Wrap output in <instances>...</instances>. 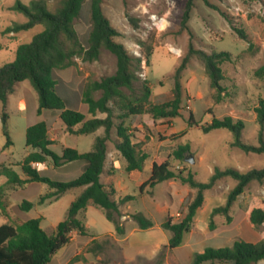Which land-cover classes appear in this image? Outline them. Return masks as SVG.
<instances>
[{"label": "trees", "instance_id": "trees-1", "mask_svg": "<svg viewBox=\"0 0 264 264\" xmlns=\"http://www.w3.org/2000/svg\"><path fill=\"white\" fill-rule=\"evenodd\" d=\"M201 1L208 7L218 9L208 0ZM103 2L104 0H59L60 6L54 12L48 9L44 0H34L29 5L16 1L12 7L27 20L7 28L5 33H18L36 25H43L44 30L35 35L29 43L19 45L14 61L0 67V104L3 108L0 120L6 140L5 148L12 146L5 108L9 96L14 93L17 84L23 81H28L37 94L39 115L45 111L59 112L65 131L70 135L93 134L98 129H102L103 133L94 138L91 150L86 153L65 147L61 155H57L50 149L52 142L48 138L51 127L49 123L39 122L26 129L25 144L31 151L23 162L18 164L26 178L21 179L11 166L0 165V176L6 179L5 185L0 187V212L10 218L11 202L8 190L22 188L29 182L43 183L50 189L40 196L39 205L56 201L70 189L83 190L71 202L65 218L53 231L48 232L40 227L41 218L0 225V264H48L53 255L69 241L71 232L76 231L79 236L86 235L85 227L82 221L77 219V214L88 205L103 210L106 220L114 225L116 234L122 236L125 231L119 205L133 200L134 196H126L116 202L112 192L106 190L100 182L109 143L113 144L125 160L126 172L143 170L147 154L138 144L132 143L129 127L137 116L143 114H150L155 120H171L180 116L181 73L193 57L202 62L210 87L216 92L215 101H222L226 95V89L221 85L224 80L221 65L231 61V54L226 51L206 52L190 43L172 74L171 97L163 102H151V89L147 80L141 81L137 76L141 69V59L130 54L122 43L114 40L119 36V32L105 16ZM194 6L195 0L186 1L180 31L188 30V21ZM128 20L133 28H138V19L128 16ZM83 25L88 27V32L81 40L77 28ZM232 27L241 39L247 38L242 30L233 25ZM102 49L109 51L116 59V71L113 75L82 84L80 92L76 90V81L65 82L61 79V71L67 67H75L76 58L89 63L97 61ZM151 54L150 50H145L147 63ZM255 75L264 78V66L258 68ZM96 93L99 94L97 98L94 97ZM164 96L160 95L159 99ZM79 99L87 106L89 119L82 113L68 108V105ZM255 112L259 125L257 145H248L242 141L244 124L242 120L231 116L221 119L213 117L210 123L201 125L200 129L205 134L219 129L227 130L232 133V147L245 153L264 154V100H259ZM98 115L104 117L100 118ZM193 125L198 124L190 115L188 126ZM183 134L184 132L176 134L172 140L182 137ZM189 154V145H178L163 162L152 164L148 181L140 187V191H143L145 187L152 189L166 180H179L196 190L195 195L186 200L184 216L180 220L174 221L171 216H167L161 224V228L170 233L167 247L171 249L180 246L185 235L193 227L194 217L203 204L205 191L215 187L224 178L235 181L234 187L226 193L224 203L210 212L209 228L213 230L216 216H222L225 223L231 221L234 204L251 182L264 181V169L241 172L234 168L219 167L213 169L207 182L197 181L191 173L185 176L182 170L177 172L172 165L173 162L183 164ZM47 161H50L52 168L36 171L31 167L33 162ZM75 161H81L85 165L83 173L69 179L57 173L59 168ZM33 207L34 204L28 201L18 205V209L23 213L29 212ZM130 218L140 229L153 227V223L141 213H134ZM248 219L254 228L259 227L264 224V210L253 208L248 214ZM262 260L263 240L257 243L237 240L230 247L206 248L203 252L195 254L192 264H258Z\"/></svg>", "mask_w": 264, "mask_h": 264}, {"label": "rangeland", "instance_id": "rangeland-1", "mask_svg": "<svg viewBox=\"0 0 264 264\" xmlns=\"http://www.w3.org/2000/svg\"><path fill=\"white\" fill-rule=\"evenodd\" d=\"M16 1L29 5L34 0H0V67L14 61L19 45L29 43L35 35L44 30L43 25H36L18 33H5L7 28L27 20L23 14L12 9ZM44 1L52 12L60 6L59 0ZM186 1L104 0L102 6L105 16L119 32V36L114 40L122 43L133 56L140 58L141 61L142 58L144 59L137 76L141 81L147 80L151 89L150 100L153 103L158 100L154 96L165 95L159 99V102L171 97L172 74L187 52L190 43L195 48L206 52H229L231 61L221 65L224 75L221 85L226 89V95L220 102L214 99L216 92L210 87V81L202 62L196 57L191 58L181 73L182 109L180 116L174 119V128L180 130L186 124L188 125L190 115L198 125L210 122L213 117L221 119L231 116L242 120L244 124L242 141L248 145H257L259 125L256 122L255 109L259 100H264V78L257 77L255 71L264 66V0H208L218 8L217 10L206 6L201 0H195V6L188 21V30L180 31V21ZM128 16L139 20L138 28H133ZM152 16L155 19H152ZM161 19L163 25L159 26L157 23ZM232 25L242 30L247 38L241 39ZM77 29L80 39L83 40L88 27L83 25ZM145 50L152 52L148 63L144 57ZM75 62L82 84L99 81L113 75L116 71L115 57L104 49L101 50L97 61L89 63L76 58ZM18 84L20 85L17 92H20L23 86H30L28 81ZM15 95L10 97V109L6 110L7 126L9 127L11 122L13 130L16 120L20 119V114L14 105ZM98 96L99 94H94L95 98ZM2 111L0 104V114ZM9 117H11L10 122ZM61 124L63 123L59 122L57 127ZM195 126L193 125L182 139L172 141L175 144L173 148L176 149L182 143L187 144L190 147V154L196 158L201 157L202 160L192 165L186 162L183 164L173 162L172 165L177 172L182 170L185 176L191 173L197 181L207 182L215 167L234 168L241 172L264 169V154L245 153L232 147L231 132L219 129L205 134ZM87 137L89 139H86ZM87 137H82L81 142L89 140L90 150L93 136ZM67 138L70 141L76 140L71 135H67ZM11 140L12 146L9 149L20 154L24 147L22 139L19 141L15 134ZM5 141L0 120V143L4 144ZM109 146L113 147V144L109 143ZM147 166L148 169L144 175H149L151 172L150 163ZM14 170L19 172L18 168ZM63 177L66 176L63 175ZM121 178L131 180L126 174L121 175ZM0 180H5V178L0 177ZM222 180L233 179L224 178ZM132 191L138 192L137 190ZM246 191L248 207L264 210V181L262 183L251 182ZM71 192L52 204L35 206L34 211L42 213L40 227L43 230L48 232L53 230L58 221L65 218L70 205L69 199L73 194ZM161 194L165 195L164 192ZM94 217L100 221L104 220L101 213H95ZM255 229L259 231L261 240L264 241V224ZM103 249L105 260L110 258L113 252L117 253L110 238L103 239Z\"/></svg>", "mask_w": 264, "mask_h": 264}, {"label": "crops", "instance_id": "crops-1", "mask_svg": "<svg viewBox=\"0 0 264 264\" xmlns=\"http://www.w3.org/2000/svg\"><path fill=\"white\" fill-rule=\"evenodd\" d=\"M59 75L65 82L76 81V90L81 91L82 80L76 66L64 68ZM19 85L14 93L9 96L5 111L10 109V97L16 94L14 105L19 112L18 114H20V119L16 120L13 130L10 122L11 117H9L10 125L8 130H10L9 134L11 137L16 134L19 141L22 139L24 147L20 154H16L9 149L10 147L5 148V142L4 144L0 143V165L11 166L13 169L18 168L19 172L15 171L20 178H26L18 166L31 151L25 144L26 129L43 121L51 125L48 131V138L52 142L50 149L57 155H61L65 147L75 149L79 153H86L91 150H89V140L83 143L81 142L82 137L91 135L94 141L96 136L103 133L102 129H98L95 133L88 135H71L76 140L70 141L67 138V135L70 134L65 131V126L61 124V126L57 127V124L62 122L59 117L60 113L45 111L39 115L37 113L38 97L35 90L29 83L30 86H23L22 90L17 92ZM160 95L154 96L158 99L157 102H159ZM68 108L82 113L86 119L90 118L87 106L80 99L68 105ZM98 117L103 118L104 115H98ZM174 119L155 120L151 115L143 114L137 116L130 125L129 132L132 135V143L138 144L140 149L147 154L142 171L126 172L125 160L114 146H108L107 160L100 176L101 184L106 190L112 192V197L116 202L126 196H134L133 200L119 205V211L122 214L121 222L125 233L122 236H118L114 225L106 220L103 210L88 205L85 210L77 214V219L81 220L85 227L86 235L79 236L76 231L71 232L69 241L53 255L48 264H192L195 254L203 252L206 248L230 247L237 240L249 243H257L261 240L259 231L252 226L248 219V214L252 208L248 207L247 204L248 195L246 189L232 208L231 221L225 223L222 216H216L214 218V229L211 230L209 228L211 210L224 203L225 194L235 185L234 180H221L215 187L205 191L203 204L196 211L193 227L185 235L183 243L173 249L167 247L170 233L162 229L161 224L167 216H171L174 221L180 220L184 216L186 200L193 197L196 190L179 180H166L152 189L145 187L143 191H140V187L148 181L151 175V172L149 175H144V172L148 169L147 164L150 163V168H152L154 162H163L174 149L173 146L175 144H173L172 141L174 140L171 137L184 132L183 136L180 137L182 139L191 128L186 124L182 129L176 130L174 128ZM200 126L201 124L195 127L200 129ZM86 139L89 138L87 137ZM189 155L193 156V154ZM194 159L195 163L202 160L201 157L196 158L195 156ZM41 163L44 166L42 171L52 168L50 161ZM84 169L85 165L81 161H75L59 168L57 173L66 177H74L83 173ZM208 172H210L209 169ZM124 174L131 180H123L121 175ZM5 183L6 179L0 180V187L4 186ZM82 190L83 188L70 189L56 201L44 204L57 202L67 193L73 191L69 199L71 204ZM132 190H137L138 192H133ZM49 191L50 189L46 184L38 182H29L22 188L9 189L11 214L10 218H8L0 212V225L6 223L15 224L26 219L43 218L42 213H36L34 209L40 196ZM161 192H164L165 195L162 196ZM23 201L34 204V207L27 213H23L18 209V205ZM95 213H101L104 220H97L94 217ZM134 213H141L153 223V227L140 229L137 223L130 218V215ZM79 215L80 218H78ZM61 221H58V223ZM104 238H110L117 249V253L113 252V255L106 260L104 259L103 249ZM214 264L226 263L215 262ZM258 264H264V260Z\"/></svg>", "mask_w": 264, "mask_h": 264}, {"label": "built area", "instance_id": "built-area-1", "mask_svg": "<svg viewBox=\"0 0 264 264\" xmlns=\"http://www.w3.org/2000/svg\"><path fill=\"white\" fill-rule=\"evenodd\" d=\"M152 19H155V17L152 16ZM157 25H159V26L163 25V20L162 19L159 20ZM141 62L144 63V59L143 58H142ZM31 167H32V169H34L36 171H42L44 169V166H43V164L41 162H33V163H31Z\"/></svg>", "mask_w": 264, "mask_h": 264}, {"label": "water", "instance_id": "water-1", "mask_svg": "<svg viewBox=\"0 0 264 264\" xmlns=\"http://www.w3.org/2000/svg\"><path fill=\"white\" fill-rule=\"evenodd\" d=\"M184 162L192 165L195 163V159L192 155H188L187 157H185Z\"/></svg>", "mask_w": 264, "mask_h": 264}]
</instances>
